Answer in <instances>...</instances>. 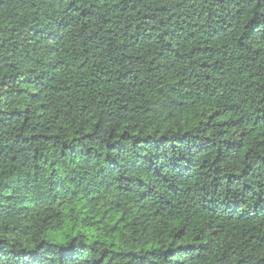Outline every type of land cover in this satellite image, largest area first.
I'll return each mask as SVG.
<instances>
[{
  "label": "trees",
  "instance_id": "1",
  "mask_svg": "<svg viewBox=\"0 0 264 264\" xmlns=\"http://www.w3.org/2000/svg\"><path fill=\"white\" fill-rule=\"evenodd\" d=\"M0 264H264V0H0Z\"/></svg>",
  "mask_w": 264,
  "mask_h": 264
}]
</instances>
